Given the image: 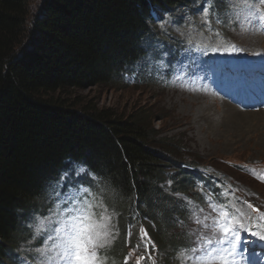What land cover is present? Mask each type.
<instances>
[{
    "label": "trees",
    "instance_id": "16d2710c",
    "mask_svg": "<svg viewBox=\"0 0 264 264\" xmlns=\"http://www.w3.org/2000/svg\"><path fill=\"white\" fill-rule=\"evenodd\" d=\"M212 1L226 19L225 0ZM205 4L43 0L30 22L31 0H0V264L18 263L17 252L32 236L30 218L47 208L48 184L77 165L94 174L88 183L118 215L119 238L107 251L113 264H125L135 242L141 246L142 226L150 250L152 244L161 250L158 241H171L174 251L185 245L164 232L187 214L186 203L177 205L164 185L172 181L171 193L190 190L200 163L179 142L159 137L150 111L118 113L63 95L140 78L147 56L156 61L158 51L179 47L170 38L157 43L153 15L198 12ZM171 258L162 260L172 264Z\"/></svg>",
    "mask_w": 264,
    "mask_h": 264
},
{
    "label": "rangeland",
    "instance_id": "374dc122",
    "mask_svg": "<svg viewBox=\"0 0 264 264\" xmlns=\"http://www.w3.org/2000/svg\"><path fill=\"white\" fill-rule=\"evenodd\" d=\"M42 2L43 0H31L30 22L38 15ZM223 4H228L231 8V12L227 15L229 19L226 21H222L218 12L211 10V5L209 6L210 19L213 21L212 27L220 33V37L204 31L205 24L201 20L199 12L194 10H184L179 14L153 15L155 18L152 25L159 33L157 43L159 38H170L172 43H177L180 48L189 51L184 54L182 61L173 68V71H177L179 74L178 77L169 79L164 76L157 77L165 71L159 67L162 66V60L160 58L161 61L158 60V63L154 57L147 56V59L141 63L145 65L148 62L150 67L140 78H128L124 84L113 83L112 85L71 90L63 95L71 103L113 108L118 113L150 111L153 115V126L158 131L159 137L179 142L180 147L183 148L181 152L187 154L188 159L200 163L198 165L199 174L212 175L218 185L222 184L218 186V190L209 191L205 187L203 188L197 179L193 180L190 190L171 193L172 181L168 180L164 185L166 194L181 201L177 205L180 203L182 205V201L188 204V211L183 222L179 221L175 226L170 223L171 226L164 232L172 241L178 234L180 239L185 240V245L189 243V240L190 244L188 246L180 245L174 251L171 241L167 245L158 241L157 244L161 250L155 252L151 259H147L150 249L148 248V251L145 249L148 240L144 236L145 229L142 226L137 229L141 246L135 242L133 250H130L126 256L127 261L132 264H149L150 262L153 264V261L155 264H168L162 260L164 255L172 257V264L175 262L181 264V260L185 264H192V261L189 260V257L192 256L189 251L192 246L191 240L192 242L202 240L211 236L212 232L216 230L215 220L221 210L218 198L225 200L230 207H234L237 211H243L246 215L242 222L249 227L258 221V214L248 209L245 202L259 208L260 214H264V180L256 178L264 176V109L245 110L226 99L223 100L224 96L217 94L218 87L215 85L225 81L221 72L223 69L211 64V59L218 58L226 63L248 65V69H252L255 77H260L262 75L260 69L251 66H262L254 64L253 59L258 54L264 55V31H260L264 30V24L259 21L252 24L243 22V16L235 18L232 5H240V0H225ZM256 7L264 11V3L257 4ZM217 17L222 23H215ZM161 23L163 27H161ZM254 40H260L261 44L252 45ZM233 43L237 50L230 46ZM152 47L156 48V45ZM160 53L158 51L157 54ZM199 70H203L213 77L209 92L202 94L195 93L207 86L206 83L199 82L200 79L204 80L202 76L194 81L196 77L194 74ZM181 74L185 77L184 81ZM246 165L250 168L246 170L245 167L243 170L242 167ZM198 176L201 177V175ZM81 184L85 187L91 185L84 182ZM51 189L49 188V190ZM66 194L78 197L79 188H71ZM66 194L50 195L55 202V205L50 209L56 206L55 212L47 210L46 204L44 213L35 211L37 213H34L30 218L32 236L17 252V264H25V261L27 264H39V258L44 253L55 255L57 237L55 232H51V235L49 232L53 226L58 227V224L50 225L48 218L50 217L53 222L61 219L59 209L64 204ZM94 196L97 199L91 196L90 200L83 201V203H91L97 209H102L103 215L111 217V220L107 221L110 225L109 235L103 238L106 241V251H109L119 238L118 215L108 207L102 196L98 194ZM83 197H85V193ZM60 198L61 200H59ZM84 199H89V197L86 196ZM75 203H79V201H75ZM210 205H217L216 212H213ZM39 219H45V225L41 234L36 235L35 226ZM260 223H264V221H260ZM243 235L248 236V239L255 243L249 244V250L252 252L248 253L242 264H264L263 247L253 250V246H259L264 241H258L248 233H243ZM156 256L159 258L158 261L155 259ZM110 263L113 264L107 257V264Z\"/></svg>",
    "mask_w": 264,
    "mask_h": 264
},
{
    "label": "snow or ice",
    "instance_id": "6c2138e0",
    "mask_svg": "<svg viewBox=\"0 0 264 264\" xmlns=\"http://www.w3.org/2000/svg\"><path fill=\"white\" fill-rule=\"evenodd\" d=\"M211 3L212 0H206L205 7L200 10L199 16L205 24L204 31L220 37V33L212 27L213 21L210 19L209 11ZM260 3H264V0H240L242 6L232 5L235 18L243 16L250 24L255 21L264 24V11L256 7ZM215 23L220 24L222 21L217 17ZM161 27H163L162 23ZM230 46L237 50L234 43ZM74 167V172L70 173L65 170L60 174V178L53 182L55 185L53 194H55L56 188L64 189L66 184H68L69 189L76 187L68 183L70 174L76 177L84 174L91 176V172L86 166L77 165ZM256 178L264 180V176ZM86 189L85 197L92 194L91 185H87ZM85 197H74L66 194L64 204L59 209L61 219L53 222L50 217L48 218L50 225L58 224V227L53 226L49 232V235H51V232H55L57 237L55 255L44 253L39 258V264H107L106 241L103 238L109 235L110 225L107 221H110L111 217L103 215V210L97 209L91 203L84 204ZM75 201H79V203H75ZM218 202L221 210H219L218 218L215 220L216 230L212 232L211 236L193 241L189 249L192 253V256L189 257L192 264H242L243 259L249 253V244L255 243V241H250L248 236L243 235V233H248L258 241H264V223H260V221H264V214H260L259 208L245 202L248 209L258 214V221L249 227L242 222L245 213L230 207L225 200L218 198ZM210 207L213 212H216L217 205H210ZM50 211L55 212L56 206ZM44 225L45 219H39L38 224L35 226L36 235L41 234ZM144 236L150 240L146 229L144 230ZM148 248L149 246L146 244V251H148ZM155 251H157L155 245L152 244L146 258L151 259L152 253ZM25 264H27L26 261ZM125 264H127V261H125ZM153 264H155V261H153ZM181 264H185V262L181 260Z\"/></svg>",
    "mask_w": 264,
    "mask_h": 264
},
{
    "label": "bare ground",
    "instance_id": "6f19581e",
    "mask_svg": "<svg viewBox=\"0 0 264 264\" xmlns=\"http://www.w3.org/2000/svg\"><path fill=\"white\" fill-rule=\"evenodd\" d=\"M215 6V5H214ZM257 39V38H256ZM252 45H260L261 44V42H260V40H254L252 43H251ZM152 49V48H151ZM251 66V65H250ZM251 67H254V68H257V69H259L260 67H257V66H255V65H252ZM241 70L245 73V75H246V77L248 78V80H251V81H254V80H256V77H255V75L252 73V69H248V65H245V66H243L242 68H241ZM194 75H196V73L194 74ZM194 75H192V76H194ZM202 77H204V80H206V81H208V80H210V79H212L213 77H212V75H210L209 73H207V72H203L202 73V75H201ZM223 93L224 94H226L227 93V91L225 90V91H223ZM240 92H238V93H236L234 96L233 95H229L228 96V99H226L227 101H229V102H241L242 100H238L235 96H239L240 97V94H239ZM241 98V97H240ZM176 107V106H175ZM175 107H173V108H175ZM241 109H243V108H241ZM183 110H185L184 108H183ZM246 110V109H245ZM179 111H181V110H179ZM186 111H187V109H186ZM185 112V111H184ZM188 112V111H187ZM183 114V113H182ZM189 119V118H188ZM184 124V123H183Z\"/></svg>",
    "mask_w": 264,
    "mask_h": 264
}]
</instances>
